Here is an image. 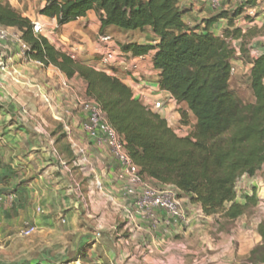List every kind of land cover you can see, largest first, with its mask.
I'll return each instance as SVG.
<instances>
[{"label":"crops","instance_id":"0c3cea01","mask_svg":"<svg viewBox=\"0 0 264 264\" xmlns=\"http://www.w3.org/2000/svg\"><path fill=\"white\" fill-rule=\"evenodd\" d=\"M0 3H9L33 24L43 25L41 36L57 49L120 79L135 98L159 113L171 127L181 121L182 111L189 112L186 104H178L170 93L160 89V72L153 65L156 50L135 57L122 49L129 44H158L150 29L124 31L110 26L103 30L99 14L91 11L85 18L65 25L66 31L57 37L56 31L65 26L39 13L35 15L30 0ZM46 3L42 0L40 10ZM237 6L223 3L217 11L210 0H179V7L187 11L184 22L201 29L206 21L223 11L232 13ZM253 11V23H247L248 12L244 10L234 24L243 33L256 32L253 42L257 43L251 45L254 50L250 53L256 58L264 47V0H257ZM228 28L229 20L223 18L209 30L222 36ZM101 35H110L114 40L103 44L99 41ZM236 42L241 48L242 42ZM111 48L125 55V63L103 65L102 58ZM233 64L241 68L243 62L239 59ZM46 96L50 103L45 101ZM86 100L82 79H69L53 66L44 67L23 57L16 45L0 42V239L14 243L23 227L38 229L31 237H23L29 242L19 249L20 256L4 257L0 264L176 263L175 256L162 259L171 241L186 237L188 225L172 227L164 234L150 231L147 224L125 219V208H132L134 200L125 199L124 184L117 178L119 167L109 151L96 146L83 131L87 117L82 104ZM159 102L162 107L157 110L154 106ZM194 125L193 120L183 131H191ZM182 201L188 215L195 218V209L201 208Z\"/></svg>","mask_w":264,"mask_h":264},{"label":"trees","instance_id":"16d2710c","mask_svg":"<svg viewBox=\"0 0 264 264\" xmlns=\"http://www.w3.org/2000/svg\"><path fill=\"white\" fill-rule=\"evenodd\" d=\"M256 3L245 0L234 12L223 11L206 21L203 29L184 22L187 11L179 7V0H47L39 11L59 26L96 11L103 30L110 26L124 31L150 29L158 44H129L122 49L135 57L156 50L153 65L160 72V89L178 104H186L195 122L185 136L135 98L120 79L36 36L32 21L9 3H0V27L14 30L30 46L29 60L84 81L87 99L98 103L109 123L123 135L126 151L147 180L173 186L181 200L187 198L198 205L204 216L222 214L233 222L256 205L255 195L238 201V182L245 175L255 177L264 168V47L260 56L252 58L244 47L247 33L234 24L244 8L254 9ZM223 18H228L229 28L216 36L209 27ZM235 40L242 42L240 59L250 66L255 99L251 104H244L231 90L233 62L240 56ZM188 113H181L184 127L191 124ZM259 231L264 240V227ZM262 249L251 252L252 264L264 262V257L257 258Z\"/></svg>","mask_w":264,"mask_h":264},{"label":"rangeland","instance_id":"374dc122","mask_svg":"<svg viewBox=\"0 0 264 264\" xmlns=\"http://www.w3.org/2000/svg\"><path fill=\"white\" fill-rule=\"evenodd\" d=\"M30 1L33 5V12L37 15L42 0ZM255 18V14L253 16L248 15L246 21L253 23ZM262 21L264 22V17ZM65 29L67 26L60 32L56 31L57 37H60L61 33L66 31ZM255 34L254 31H247V36L244 39V47L247 53H251L252 49L254 50L251 45L257 43L253 42ZM235 43L234 47L240 55L237 57L239 60L242 58L241 48L236 40ZM241 61L243 62L242 67H236L237 75L235 74L236 76L231 81V90L244 104H251L254 103L255 99L250 88L249 68L242 59ZM46 100H49L47 96L45 97ZM177 123V126H173V128L177 129L180 134H188V130L183 131L185 128L183 123L181 121ZM237 195L239 202H244L247 196L255 195L256 205L252 206L243 217L233 222L225 220L222 214L207 217L202 211L195 209L196 216L192 218L190 226L188 225L186 237L171 241L167 249V256H163L164 259L162 260L166 261V257L175 256L176 263L171 262L172 264H252L249 261V249L252 247L251 249L256 250L264 246V240L259 231L261 226L264 227V168L255 177L243 176L237 184ZM183 200L189 202L187 198H183ZM25 228L26 226L18 233L20 234ZM28 242V238L23 237H18L14 243L0 239V261L4 257L20 256L21 251L19 249L28 246ZM263 257L264 249L259 252L257 258L262 259ZM260 264H264V262H260Z\"/></svg>","mask_w":264,"mask_h":264},{"label":"built area","instance_id":"2783aa9c","mask_svg":"<svg viewBox=\"0 0 264 264\" xmlns=\"http://www.w3.org/2000/svg\"><path fill=\"white\" fill-rule=\"evenodd\" d=\"M245 0H210L211 7L220 10L223 3H236L242 6ZM193 3L198 0H192ZM248 15L253 16V9L244 8ZM36 36H41L44 27L40 23H35L33 27ZM110 35H101L99 41L103 44L113 42ZM0 42L6 45H16L20 55L27 58L30 46L24 43L18 33L11 32L8 28L0 27ZM125 55L119 54L117 49L111 48L102 58L105 66L125 63ZM237 68L232 67L231 76L236 74ZM50 103L49 100H46ZM162 104L156 103L154 108L161 109ZM83 111L86 113V122L83 124L84 133L98 147H105L111 157L119 167L117 178L124 184V196L133 198L132 208H125V219L129 222H141L149 226L152 232H170L172 227L185 226L192 222L188 215L183 201L179 198L177 190L173 186H157L147 180L142 174L141 169L135 164L131 156L126 151V144L121 135L107 120L102 107L93 100L87 99L82 104ZM84 154V150H79ZM201 211V210H200ZM202 215V214H201ZM1 230V226H0ZM37 232L36 226L28 225L20 233L21 237H31Z\"/></svg>","mask_w":264,"mask_h":264}]
</instances>
